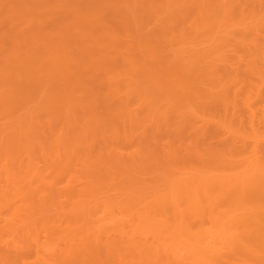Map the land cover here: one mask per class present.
Segmentation results:
<instances>
[{
	"label": "rangeland",
	"instance_id": "374dc122",
	"mask_svg": "<svg viewBox=\"0 0 264 264\" xmlns=\"http://www.w3.org/2000/svg\"><path fill=\"white\" fill-rule=\"evenodd\" d=\"M262 108L264 0H0V264H264L209 222Z\"/></svg>",
	"mask_w": 264,
	"mask_h": 264
},
{
	"label": "bare ground",
	"instance_id": "6f19581e",
	"mask_svg": "<svg viewBox=\"0 0 264 264\" xmlns=\"http://www.w3.org/2000/svg\"><path fill=\"white\" fill-rule=\"evenodd\" d=\"M260 114H261L260 117H262V120L264 121V108H262V111ZM254 158H257V157H254ZM253 159H252V161H254V160L256 161L255 165L254 166L252 165L253 167L250 166L251 167L250 168L248 166V165H251V163H249L250 162V159H249L248 165H244V167L248 166V169L246 168V169L241 170V172L243 171L242 174H244L245 171L246 172L249 171L246 175L239 176L241 174V172L239 170L240 173L237 171V174H236V172H235V176H239V177L234 179V177H235L234 176L233 177L234 180L231 179L232 181H228L229 182L227 185L229 187L228 189L233 190V192L236 195L233 197V198H235L234 202L233 201H231L232 203L229 202V203H231L229 206H233V207H230L229 209H227L226 213L223 211L220 213V211H219V213L221 215L220 217L222 219L220 217L219 218L221 220H219L217 218H216L217 220L216 219L214 220L211 216H209L210 219L214 220L213 221V220L209 219L210 220L209 222H213V224L211 223L212 224L211 227H213L214 225L226 224V222L231 221V226L233 227V230H231L232 232L228 233V230L224 227L227 232L225 231L226 233H223L224 231L221 229V227H219V229L217 228V231L215 230V233L217 232L219 234L222 231L219 234V235H221V238H222V236H224L226 234L227 236L226 235H225L226 237L224 236L225 239L227 238L230 241L232 240L231 243H233V240H234L235 243H238L241 247L249 250V252H252V250L255 249L254 247H256L258 249V253L262 252V254L264 256V211H263L264 210V164H263L264 162H259L257 159H254V160ZM223 182H225V181H223ZM198 192H200V191H198ZM249 193L255 195L256 198L253 196H248ZM197 195H198V198H201V197H199L200 193L199 194L197 193ZM207 197H208V195H207ZM253 198H255L254 201L251 200ZM196 199L195 200L193 199V200L196 201ZM198 201H200V200H197L196 202H192V204H193L192 207L195 210H197V208L199 209V207L196 205V203ZM216 208L218 210L220 207L217 206ZM194 209H192V213L194 212L193 211ZM217 210H216V212H217ZM189 212H191V211H189ZM200 213H198L196 215H198V217H200V215H202L203 212H202V214H200ZM211 213H213V212H211ZM196 215H194V216L191 215V220H190L191 222H194L196 220L195 219ZM184 216L186 217L185 214H184ZM202 216H204V215H202ZM202 216H201L200 222H202V218H203ZM189 219H190V217H188V220ZM192 219L193 220L195 219V220L192 221ZM207 219H208V215H207ZM207 219L205 218V220H207ZM182 221L184 222V220H181V222ZM187 223H186V225H187ZM190 223H189V225H190ZM202 223H204V222H202ZM207 223L205 224V226L207 225ZM180 225H181V223H178L177 227L180 228L181 227ZM189 225H187V226H189ZM195 227H197V226H195ZM211 227L210 228H208V227L204 228L202 225L200 227H197V228H193V227L186 228V227H184L185 230L183 228H181V230L183 229L182 231L181 230L175 231V229H176V227H175V229L172 228L173 229L172 234H174L173 236H175V235L178 236L181 239V241H183V243L186 245V249H184L186 252H189V254L195 258V260H196V257L199 256L201 261L203 262V261H207V258H210V259L213 258L212 260H214L215 254H212L211 252L214 249H216V252H217L216 247L213 249V246H216V245H213V243H212V248H211V246L206 245V244H205L206 246L203 247L201 245L202 243L199 245L200 241H202L204 239V237L208 238L207 236H208L209 230H211ZM232 227H231V229H232ZM172 229H170V230L172 231ZM220 229H221V231L218 232ZM212 230H214V229H212ZM222 233H223V235H222ZM170 234H171V232H170ZM206 234H207V236H206ZM173 236L170 235V237H172V238H173ZM178 237H176V238H178ZM212 238H211V241L213 240ZM180 239H179V241H180ZM222 240L223 239H221V241ZM215 242L216 241H214V243ZM173 244L175 245V243H173ZM180 245H183V244H180ZM203 245H204V243H203ZM177 246H178V244H177ZM174 248H176V247H174ZM171 250H172V248H171ZM217 255H219V254H216V256Z\"/></svg>",
	"mask_w": 264,
	"mask_h": 264
}]
</instances>
